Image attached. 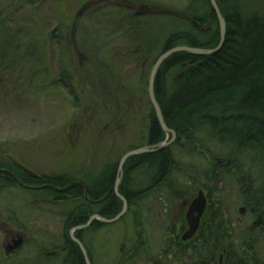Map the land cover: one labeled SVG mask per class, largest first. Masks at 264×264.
I'll return each instance as SVG.
<instances>
[{"label": "rangeland", "instance_id": "obj_1", "mask_svg": "<svg viewBox=\"0 0 264 264\" xmlns=\"http://www.w3.org/2000/svg\"><path fill=\"white\" fill-rule=\"evenodd\" d=\"M243 2L249 12L264 13L262 0ZM199 5L197 0H0V161L15 164L32 176L99 173L105 162L143 145L150 113L148 95L146 98L144 92L135 90V104L128 108L120 105L117 92L107 91L110 98L100 104L93 95L102 90L93 92L81 87L77 90L80 96L77 105L75 97L56 83L71 57L83 66L93 65L88 54L79 56L71 37L81 32L87 33L83 35L88 40L99 35L97 50L105 46L99 62L111 65L118 78L123 64L137 65L131 62L134 56L148 64L159 56L170 34L190 29L192 22L183 13L191 8L193 12L198 11ZM3 23L6 26L2 27ZM52 32L53 36L62 35L69 40L67 43L73 47V53L66 52L51 39ZM8 41L12 44L5 50L3 47ZM120 57L128 61L120 62ZM133 72L136 71L131 70ZM92 77L88 86L94 82L104 86L107 80L113 87L117 82L114 75L109 79L94 73ZM132 82L137 84L138 76L133 77ZM171 138L168 135L165 142H170ZM182 145V148H174L178 168L171 178L172 182L181 178L177 182L180 189L187 176L181 170L192 171L184 166L195 165L194 169L199 170L201 176L213 168L206 157L189 149L186 141H182ZM210 149L211 158L215 154H228L227 147L221 148L216 141L211 143ZM241 156L240 166L250 170L248 163L252 156L247 153ZM218 157L223 159V156ZM253 170L252 178L260 189L264 184V170L261 166ZM137 180L139 185L147 179L140 174ZM172 184L176 187V181ZM226 188L231 190L232 201H240L236 183L227 182ZM151 196L141 201V211L133 209L118 222L85 234L95 264H134L130 260L123 263L124 257L133 252L132 257L144 243L151 250V257L157 254L163 246L158 226L162 217L148 214L149 205L152 202L156 212L160 196L164 201L171 200L163 188ZM72 208L71 203L54 205L41 193L34 195L18 188H0V264H3L4 245L9 239L7 234L12 230L8 220L13 227L21 223L28 235L17 261L61 264V254L60 259L52 261L47 254L52 251L50 243L61 244L66 215ZM139 235L142 240L138 244ZM139 256L137 264H153L147 263L144 253Z\"/></svg>", "mask_w": 264, "mask_h": 264}, {"label": "trees", "instance_id": "obj_2", "mask_svg": "<svg viewBox=\"0 0 264 264\" xmlns=\"http://www.w3.org/2000/svg\"><path fill=\"white\" fill-rule=\"evenodd\" d=\"M197 1L200 3L198 11L193 12L190 7L189 11L183 13L192 22L190 29L170 34L159 56L148 64L141 63L140 58L134 56L131 62L137 65L131 66L128 62L123 64L119 75L116 74L118 78L111 65L99 62L101 50L105 47L97 50L99 35L89 40L83 35L87 33L83 32L71 37L79 56L81 53L88 54L90 57L87 58L93 65L83 66L71 57L56 83H60L75 97L77 105L80 100L77 90L81 87L84 90L89 88L93 92L102 90L98 95H93L94 98L98 97L100 104L110 98V92L107 91L117 92L120 95V105L124 107L135 104V90L144 92L146 98L148 95L150 113L143 145L133 147L119 158L105 162L99 173L88 171L80 175L32 176L19 166L0 161V170H8L7 174L0 171L2 186L22 189L28 194L41 193L54 205H73L66 215L60 249L55 248L56 252H61L62 264H86L80 247L70 236L72 229L86 225L92 216L99 215L110 220L122 212L123 202L113 191L122 157L133 150L157 146L167 140V133L159 123L149 96L151 71L159 57L176 47L204 50L219 47L220 24L210 0ZM216 2L225 19L227 30L221 50L209 56H197L187 52L174 54L163 63L157 74L155 96L162 109L165 125L177 134L178 139L172 146L128 159L119 186V194L129 205L128 214L133 209L140 210L141 201L150 199L153 197L150 195L158 193L162 188H173L172 183L175 180L172 182L171 178L178 168L174 148L182 147V141L191 142V149L196 152L199 147L209 150L211 143L216 141L221 148L227 147L228 153H247L252 156L251 163H248L251 165L249 169L261 166L264 170V13L249 12L243 0ZM4 26L5 23L2 24ZM50 38L64 47L66 52L73 53V47L67 43L69 40L62 35L53 36L52 32ZM11 44L8 41L3 48L8 50ZM149 46L151 48L153 44ZM125 59L127 60L125 57L119 58L120 62ZM131 70L136 72L131 73ZM91 73L101 75L102 78L114 75L117 80L115 87L107 80L104 81V86L96 82L88 86L90 79H93ZM135 76H138L137 84L132 82ZM187 166L190 168L191 165ZM140 174L146 176L147 180L137 185ZM145 184L146 186H142ZM262 188L263 192L264 184ZM105 226L106 224L95 221L88 230L75 232V237L85 246L91 264H95L94 255L84 236L89 231L96 232ZM141 230L143 231L142 227ZM139 237L138 244L142 240V236ZM138 249L144 251L146 244L139 245ZM134 259L124 257L123 263L130 260L136 264Z\"/></svg>", "mask_w": 264, "mask_h": 264}, {"label": "flooded vegetation", "instance_id": "obj_3", "mask_svg": "<svg viewBox=\"0 0 264 264\" xmlns=\"http://www.w3.org/2000/svg\"><path fill=\"white\" fill-rule=\"evenodd\" d=\"M171 137L173 138L172 135ZM176 139L177 134L172 143L168 142L170 144L167 147L175 144ZM187 143L191 149V142ZM199 148L197 152L206 157L213 168L203 176L199 174V170L194 169L195 165L190 166V173L182 169V173L187 175L183 177V189L177 186V182L181 181L178 174L179 178L175 179L176 187L167 186L164 189L171 201H164L160 196V206L156 212L155 205L152 202L149 205L148 214L162 217V223L158 226L161 227L163 246L152 257L151 250L146 247L144 251L134 252L131 257L132 252L128 258H135L137 264L142 252L146 255L147 263L153 264H264V191H261L262 187L259 189L252 178L255 171L240 166V157L244 153L218 154L223 156V159L215 154L211 158L213 153L210 149ZM245 162L243 164L247 165ZM184 168L190 169L187 165ZM0 171L8 173L6 169ZM227 182L237 184L236 192L241 195L240 201H232L231 190L226 188ZM0 188L6 187L0 184ZM201 196L204 198L202 212L200 213L201 208H198L190 215L191 206ZM8 221L14 233L6 231L9 239L4 245L2 262L22 264L17 259L25 247L28 235L21 223L13 227ZM192 225H197V228L193 235L186 239ZM148 235L146 234L147 237ZM20 239L22 244L18 246ZM55 248L60 249V245L52 242V251L47 254L51 261L60 259L61 252H56Z\"/></svg>", "mask_w": 264, "mask_h": 264}, {"label": "water", "instance_id": "obj_4", "mask_svg": "<svg viewBox=\"0 0 264 264\" xmlns=\"http://www.w3.org/2000/svg\"><path fill=\"white\" fill-rule=\"evenodd\" d=\"M210 3H211V6L214 9V11L218 17V21L220 24L221 43H220L219 47L217 49H214V50H204V49H197V48H190V47H176L174 49H171L159 57V59L157 60V62L154 65L152 72H151V75H150V80H149L150 100H151V103L155 109L157 118H158L159 123L162 126L164 132L167 133L168 135L171 134L173 136L172 141L170 143H172L175 140L176 134L174 131L168 129L167 126L165 125L162 109L159 106L157 99H156V96H155L156 77H157V74H158L161 66L163 65V63L174 54L181 53V52H187V53H191V54L197 55V56H209V55L216 54L217 52H219L221 50V48L223 47V45L225 43V39H226V35H227L226 22H225L223 15L221 14V11L217 5L216 0H210ZM170 143H162V144H159V145L153 146V147H143V148H139V149L133 150V151L125 154L119 163L118 171H117V178H116L115 185L113 187V191L123 202L122 212L117 217H115L114 219H110V220L105 219L99 215L92 216L86 225L76 227V228L71 230L70 236H71L72 240L80 247V250L82 252V255L84 257L86 264H91V261H90L89 256H88V252H87L85 246L75 237V232L88 229L89 227L92 226V224L95 221H100L103 224H114V223L118 222L119 220H121L129 210L128 202L126 201V199L124 197H122L119 194V186L122 182V176H123L124 167H125L126 162L128 161L129 158H131L133 156L143 155V154H147V153H153V152H156L158 150L164 149ZM203 206H204V198L201 196L191 206L190 215H192V213L195 210H198V208H201V210H199V212L201 213L203 208H204ZM196 228H197V225H192V229H191L190 233L187 235L186 239L193 235ZM21 244H22V239H20L18 246H21Z\"/></svg>", "mask_w": 264, "mask_h": 264}]
</instances>
